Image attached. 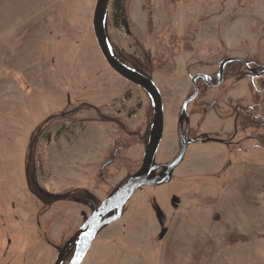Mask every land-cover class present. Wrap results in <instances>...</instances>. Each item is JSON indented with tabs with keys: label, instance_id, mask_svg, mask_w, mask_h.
<instances>
[{
	"label": "rangeland",
	"instance_id": "1",
	"mask_svg": "<svg viewBox=\"0 0 264 264\" xmlns=\"http://www.w3.org/2000/svg\"><path fill=\"white\" fill-rule=\"evenodd\" d=\"M96 1L0 0V43L7 45L0 56L9 51L0 68V87L7 85L0 96V264H54L59 248L142 163L153 103L103 57L93 30ZM115 4L109 40L127 61L150 57L166 125L157 161L168 162L178 152L190 76L217 68L220 43L226 54L264 65V0H126V25ZM38 58L42 66H25ZM230 85L210 88L209 96L253 102L252 78ZM190 120L204 133L234 130L225 109ZM252 236L264 242V150L193 143L168 183L131 196L81 264H216L221 254L232 261L228 254Z\"/></svg>",
	"mask_w": 264,
	"mask_h": 264
},
{
	"label": "flooded vegetation",
	"instance_id": "2",
	"mask_svg": "<svg viewBox=\"0 0 264 264\" xmlns=\"http://www.w3.org/2000/svg\"><path fill=\"white\" fill-rule=\"evenodd\" d=\"M201 33V31H200ZM224 43H220L219 55H221V59L218 63V66L215 70H200L193 73L191 78V91L189 92L185 101L192 96L196 92L195 82L198 86V93L196 97L188 104L187 106V113L184 116L182 121V126H180L181 115L183 111L184 103L181 106V111L177 121V131H178V152L173 157L172 160L168 162H159L157 161V155L159 153V148L155 155V160L153 166L156 168L153 169L149 175L150 178H154L160 176L166 170V166L173 162L181 153L182 147L185 144V154L183 160L186 157L187 151L189 147L193 143H206L210 142L209 138H217L220 142L226 145L231 151L236 152H249L253 149H261L264 150V75L262 77H257L252 71L257 70L260 71L264 69V65H259L255 60L250 57H242L240 55H232L225 53ZM117 55V54H116ZM118 56V55H117ZM127 66L134 69L135 71L151 78L154 82V78L150 73V66L147 62L150 61V57H145L140 55L138 58L134 59L131 58L129 61L124 59L123 57L118 56ZM230 58H238V60H234L228 62L224 68H222V64L224 61ZM241 59V60H240ZM141 60V61H140ZM147 62H146V61ZM201 67H205L206 64L204 60L199 62ZM222 68V71H221ZM250 77L252 78V87L254 88L253 94V102L252 103H245L243 100H234V99H225V97L218 96V97H211L209 96L210 88H223L225 82L230 79L231 80V87L238 81L243 78ZM127 83H131L139 87L143 92H145L148 96L149 94L137 84L127 80L124 78ZM157 85V83L155 82ZM158 87V85H157ZM159 88V87H158ZM160 89V88H159ZM229 89V88H227ZM222 90V89H221ZM224 90V89H223ZM161 91V90H160ZM227 91V90H226ZM150 97V96H149ZM151 99V97H150ZM196 100H198L197 105H192ZM219 110V112L225 109L227 115L234 119V130L231 132H224L222 134H209L201 132L199 129L193 127L191 125V114L192 113H199L201 115H205L206 113L212 110ZM153 115H154V108H153ZM153 122V120H152ZM258 122V123H257ZM152 127V124L150 125ZM151 127H147V129L143 132L142 138L150 137ZM165 112H164V134L165 136ZM145 135V136H143ZM184 136V140L183 137ZM162 138V140H163ZM149 142V139H148ZM147 142V144H148ZM162 142V141H161ZM146 144V147H147ZM161 145V143H160ZM145 147V150H146ZM121 147H118L115 151V155H117L120 151ZM145 154V151H144ZM144 158V155H143ZM182 160V162H183ZM109 161V160H108ZM106 161V162H108ZM112 162V161H111ZM143 162V159H142ZM181 162V163H182ZM180 163V165H181ZM142 165V163H141ZM140 165V167H141ZM179 165V166H180ZM178 166V167H179ZM139 167V168H140ZM177 167V168H178ZM138 168V169H139ZM177 168L173 171V173L177 170ZM112 214V213H111ZM86 221V220H85ZM84 221V222H85ZM10 242V241H9ZM64 245V244H63ZM77 246V244H76ZM73 248V247H72ZM71 248V249H72ZM60 249V248H59ZM69 249L68 253L71 251ZM59 251V250H58ZM67 253V254H68Z\"/></svg>",
	"mask_w": 264,
	"mask_h": 264
},
{
	"label": "water",
	"instance_id": "3",
	"mask_svg": "<svg viewBox=\"0 0 264 264\" xmlns=\"http://www.w3.org/2000/svg\"><path fill=\"white\" fill-rule=\"evenodd\" d=\"M110 0H97L93 14V30L100 48V51L105 58L108 65L121 77L142 87L151 97L154 115L153 122L147 144L143 162L141 167L134 172L114 193L106 198L100 205L93 209L92 214L86 219L83 225L64 243L59 249L58 256L54 264H64L66 255L73 246L77 244L73 257L68 264H81L91 248L92 242L98 232L107 224L119 219L122 215V210L131 198V196L143 186H158L168 183L173 176V171L180 165L185 154V144L179 156L170 164L166 166V170L160 176L150 178L149 175L153 169L156 152L164 134V103L160 89L155 82L127 66L113 51L111 42L109 40L106 22ZM238 60V58H230L223 62L222 68L231 61ZM241 60V59H240ZM221 68V71H222ZM257 76L264 75V69L257 71L251 69ZM196 92L190 96L184 103L183 111L180 120V126L185 114L187 113L188 104L196 97L198 93V86L195 82ZM183 140H184V136ZM209 141H219L217 138H209ZM109 160L105 166L110 164ZM112 213V214H111Z\"/></svg>",
	"mask_w": 264,
	"mask_h": 264
},
{
	"label": "crops",
	"instance_id": "4",
	"mask_svg": "<svg viewBox=\"0 0 264 264\" xmlns=\"http://www.w3.org/2000/svg\"><path fill=\"white\" fill-rule=\"evenodd\" d=\"M15 43L16 42L14 41V44ZM12 47L13 46L10 47V50H11ZM0 48H2L3 51H5L7 49L6 43H0ZM7 54H8L7 57H5V56H2L1 57L0 56V68L4 64V61L8 59V57H9V51L7 52ZM42 62H43V59L42 58H38V59H35L34 60V63H28L30 65H25V66H27L29 68L32 65L33 66H35V65L42 66ZM45 65H46V63H45V60H44V68H45ZM8 66H10V65H8ZM9 68H11V67H9ZM13 71H16V69H13ZM36 72L38 73V76H40V73H41L40 68H39V70H36ZM6 86L5 87H2V86L0 87V96L4 95V92L6 91V89L4 90L3 88H6ZM3 100L4 99H2V97H0V107L2 106ZM14 102L15 101H13L12 104H11L8 101V107L7 108L8 109H10L11 107L14 108V104H13ZM177 208L178 209L180 208L181 211H183V210L186 209L183 204L177 205ZM181 223H183V224H180V228H181L180 231L182 232L183 227L186 226L184 224H187L188 222L186 220H184ZM179 234H181V233H179ZM206 234L207 233L204 232L203 236L204 237L209 236V238H212L213 237V235H209V233H208V235H206ZM184 239L185 238H181V239L179 238V241H180L179 243L182 244L185 241ZM261 242H262V240H260L259 238H256L255 236H252L251 238H248L246 240V244H244V247H246L245 249H244V247L242 249H238V248H234L233 247L236 250H232V252L230 254H228V256L231 257L232 261H229V260L225 261L224 254H221L222 259H220V262H222V263H216V264H264V248L260 244ZM9 243H10V247H11V245H12V241L11 240H10V242H7V245L6 246L9 247ZM217 243L218 242L216 241V245H217ZM262 243H264V242H262ZM240 258H242V259H240ZM168 264H170V258H168Z\"/></svg>",
	"mask_w": 264,
	"mask_h": 264
},
{
	"label": "trees",
	"instance_id": "5",
	"mask_svg": "<svg viewBox=\"0 0 264 264\" xmlns=\"http://www.w3.org/2000/svg\"><path fill=\"white\" fill-rule=\"evenodd\" d=\"M125 1L126 0H116V4H115V12H116V17L118 19H121L122 23L123 24H127V13H126V9H125ZM258 123V122H257ZM117 159H120V160H123L124 161V157L120 155V152L117 154L116 156ZM130 176V174L126 177V179ZM28 182L31 183V179H30V176H29V171H28ZM30 186L32 187V184H30ZM36 191V190H35ZM116 191V190H115ZM114 191V192H115ZM37 192V191H36ZM113 192V193H114ZM37 194L39 195V197L41 199H44L45 202H46V199H45V194L42 193V192H37ZM76 231V230H75ZM74 233V232H73Z\"/></svg>",
	"mask_w": 264,
	"mask_h": 264
}]
</instances>
